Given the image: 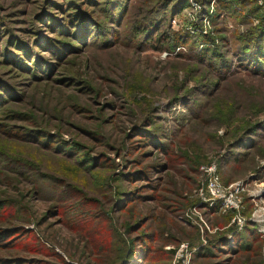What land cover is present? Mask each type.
Instances as JSON below:
<instances>
[{"label":"rangeland","instance_id":"1","mask_svg":"<svg viewBox=\"0 0 264 264\" xmlns=\"http://www.w3.org/2000/svg\"><path fill=\"white\" fill-rule=\"evenodd\" d=\"M0 264H264V0H0Z\"/></svg>","mask_w":264,"mask_h":264},{"label":"built area","instance_id":"2","mask_svg":"<svg viewBox=\"0 0 264 264\" xmlns=\"http://www.w3.org/2000/svg\"><path fill=\"white\" fill-rule=\"evenodd\" d=\"M206 172H210V173H214L215 171V168L214 166H211V167H207L205 169ZM208 189H209V192L210 194L214 197V198H220V199H223V202L224 203H232V201H228V198L226 195H223L221 193V188L219 186V183H218V179L216 176H212V178L209 180V183H208Z\"/></svg>","mask_w":264,"mask_h":264},{"label":"trees","instance_id":"3","mask_svg":"<svg viewBox=\"0 0 264 264\" xmlns=\"http://www.w3.org/2000/svg\"><path fill=\"white\" fill-rule=\"evenodd\" d=\"M186 6V3H184V7Z\"/></svg>","mask_w":264,"mask_h":264}]
</instances>
